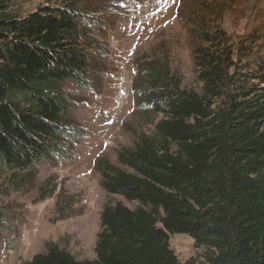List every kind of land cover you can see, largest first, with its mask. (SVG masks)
<instances>
[{"label":"trees","instance_id":"obj_1","mask_svg":"<svg viewBox=\"0 0 264 264\" xmlns=\"http://www.w3.org/2000/svg\"><path fill=\"white\" fill-rule=\"evenodd\" d=\"M15 5L0 0V172L34 177L37 164L72 159L82 133L66 88L100 93L103 55L82 0L26 14ZM195 34L200 89L183 87L168 60L139 57L131 89L151 129L131 128L116 162H95L104 191L136 205L103 206L93 259L50 240L26 264H264V40L235 39L220 23ZM4 194L0 237L12 218ZM176 233L202 253L180 260Z\"/></svg>","mask_w":264,"mask_h":264},{"label":"rangeland","instance_id":"obj_2","mask_svg":"<svg viewBox=\"0 0 264 264\" xmlns=\"http://www.w3.org/2000/svg\"><path fill=\"white\" fill-rule=\"evenodd\" d=\"M47 1L16 0L15 11L26 14ZM82 6L100 42L96 55H103V89L66 88L75 95L72 118L82 133L71 160L37 164L34 177L0 172L6 193L1 202L12 213L11 226L0 237V264H26L50 240L77 259H93L103 206L116 201L136 205L104 191L95 162L101 157L116 162L117 150L133 143L131 128L151 129L132 95L139 57L168 60L183 87L199 90L193 62L196 30L220 23L235 39L264 40V0H82ZM42 187L55 191L40 199ZM170 245L182 261L202 253L185 233L172 234Z\"/></svg>","mask_w":264,"mask_h":264},{"label":"bare ground","instance_id":"obj_3","mask_svg":"<svg viewBox=\"0 0 264 264\" xmlns=\"http://www.w3.org/2000/svg\"><path fill=\"white\" fill-rule=\"evenodd\" d=\"M105 137V136H104ZM110 143V142H109Z\"/></svg>","mask_w":264,"mask_h":264}]
</instances>
